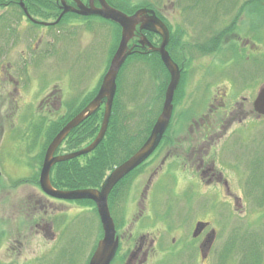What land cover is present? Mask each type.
<instances>
[{
	"label": "rangeland",
	"instance_id": "obj_1",
	"mask_svg": "<svg viewBox=\"0 0 264 264\" xmlns=\"http://www.w3.org/2000/svg\"><path fill=\"white\" fill-rule=\"evenodd\" d=\"M2 1L0 0V262L87 264L102 237L94 202L57 200L46 196L38 182L44 152L63 122L73 112L70 108L54 112L56 108L49 109L44 106L45 103L40 104V100L53 88L56 93L61 91L66 96L69 79L74 80L75 86L80 85L79 88L85 86L93 90L98 86L117 48L119 33L109 24L91 30H85L84 27L78 32L71 30L73 32L70 35L60 36L54 47L50 34L55 30L49 32L47 29L40 47L33 52L26 44L30 30L34 32V29L27 27L24 30L22 26L20 29L18 26L7 29L8 23L12 21L3 15ZM242 3L243 0H182V57L186 58L182 62L185 80L182 76L174 93V125L181 124L182 120V81L189 87L195 80L198 67L196 59L201 56L195 50L200 30L206 33L204 38L209 36L205 28L214 26L213 28L221 30L233 17L232 12ZM259 6L248 4L247 7L258 9ZM246 11L249 10L245 7L243 12L246 14ZM250 12L246 16L253 13ZM31 13L36 19L41 17L50 20L51 17L44 9L33 10ZM241 18L242 15H238L236 22H242ZM258 18L252 14L250 21L258 24ZM40 30L43 29L37 27L36 36L43 33ZM180 33L181 30H173L170 42L171 50L175 52L171 51L170 54L177 64L181 62L178 47ZM88 34L90 37L87 38ZM260 38L257 33L255 39ZM221 48L219 47L217 56L226 55L227 51ZM244 53L249 56V60L231 53L233 64L226 66L224 70L227 73L244 70L245 79L249 78L254 86L260 80L256 78L259 77L260 61H254L252 57L259 53L254 50H245ZM217 56L214 55L215 62L218 61ZM207 61L209 57L202 56L199 62L204 67L207 66ZM219 63L224 64V61ZM224 67L218 66L217 69ZM238 78L242 79L240 76ZM168 81L169 75L157 56H131L119 72L117 103L113 106L104 139L97 149L72 158L70 162L66 160V163L55 164L50 173L55 188L72 190L93 186L92 182L72 183L70 178L81 172L86 174L87 168H94L99 159L109 156V160L102 165L103 177L100 181L93 180L100 185L121 155L148 136L161 111ZM66 104L68 107L73 105L68 98ZM62 113H65L63 119L60 116ZM102 116V112L97 113L84 125L73 130L62 141L56 154L71 153L92 142L99 131ZM125 142L131 144L122 149ZM119 144H122L120 149ZM245 151L246 155L240 160L248 169L245 186L243 184L246 192L244 210L243 207L242 211L236 208L233 216L226 214L215 223L218 239L213 250H223L220 264H256L264 254V132L249 140ZM240 175L242 174H232L231 181L235 191L243 198ZM71 185L76 187L69 188ZM99 185L92 188H98ZM200 198L196 194H186L182 198V204L174 203L170 207L169 217L194 215L182 222V227H187V230H191V221L195 218H212L213 213ZM114 208L116 209L114 206L109 209L111 212L113 210V215ZM162 263L181 264V261L176 253L165 256ZM182 264H194L193 258L185 250H182Z\"/></svg>",
	"mask_w": 264,
	"mask_h": 264
},
{
	"label": "flooded vegetation",
	"instance_id": "obj_2",
	"mask_svg": "<svg viewBox=\"0 0 264 264\" xmlns=\"http://www.w3.org/2000/svg\"><path fill=\"white\" fill-rule=\"evenodd\" d=\"M105 1L127 15L145 10L140 16L142 17L144 14H151L147 11L151 10L168 30L165 49L169 54L172 51L170 42L173 30H181L178 44L181 55V62L178 64L181 80L184 73L182 60L186 61L185 56L182 57V0ZM1 3L3 15L8 16L12 21L8 23L7 29L11 30L14 26H18L19 29L22 26L24 30L27 27L34 29V32L30 30L28 35L30 39H27L26 44L33 52L40 47L47 29L49 32L55 30L50 34L54 42L51 44L54 47L60 36L70 35V32L75 30L78 32L80 28L86 27L85 30H91L107 24L114 27L116 32L118 30L120 39L121 28L118 24L99 14L81 15L79 13L88 8H100L99 0H3ZM248 4H253V7L260 6L258 9H253L248 8ZM245 7L249 10L246 14L253 11L252 14L259 17L257 22L260 23L250 21L252 14L246 16L243 12ZM42 9L51 16L50 20L41 17L36 19L32 16L33 10ZM232 14L233 17L226 26L223 24L225 27L221 30L213 28L214 26L210 29L205 28L209 35L205 38L206 33L200 30V39L195 50L201 56L196 59L198 67L194 76L195 80L188 87L185 86L183 76L181 124L174 125L172 122V110L170 122L156 148L137 167L122 177L108 194L109 209L116 207L114 215L113 210L109 211L118 237V247L110 264H163L162 260L165 256L176 253L182 264V250L193 258L194 264H208L211 259V264H220L222 260L223 250L218 252L213 250L215 241L218 239V229L215 223H218L220 217L226 214L233 216L236 208L242 211L243 207L244 210L243 200L246 192L243 184L245 186L248 169L240 160L246 155V143L260 132H264V110L259 111L255 106L258 94L264 89V73L262 74L264 69V37L262 38L264 0H243L242 5L238 6ZM238 15H242V22H236ZM142 22L135 25L133 35L127 43V50L131 53L127 55L117 73L111 113L113 106L117 103L119 72L126 61L133 55L157 56L160 59L157 51L149 49L145 43L144 45L140 43L148 41L151 46L158 47L163 38L159 33L141 28ZM246 22L248 24H245ZM37 27L43 29L40 30L43 33L39 36L35 34ZM257 33L261 37L259 40L255 39ZM88 37H90L89 34ZM219 47L227 51L226 55L217 56ZM245 50L250 52L254 50L255 53H259L252 57L254 61L256 59L260 61L259 77H256L260 80L254 86L248 80L249 78L245 79L244 70L239 73L234 71L227 73L224 70L226 66L233 64L234 59L230 58L231 53L241 56L244 60H249V56L244 53ZM172 52L175 54L174 51ZM214 55L218 58L216 62L213 60ZM202 56L209 57L207 66L203 67V64H200ZM173 60L175 61V58ZM222 60L225 65L219 63ZM218 66L225 67L219 70ZM69 82L66 96L61 91L56 93L53 88L40 100V104L45 103L44 106L47 108H56L54 112L62 109L66 111V108H70L73 113L67 121L96 96L100 85L99 83L92 90L85 86L81 88L78 87L80 85L75 86L73 79H69ZM67 98L73 104L71 107L66 104ZM105 101L106 99L102 98L99 108L93 115L103 113ZM64 115L65 113L60 115L61 119ZM93 115L73 128L69 134L84 125ZM66 122H63L62 126ZM146 138L147 136L137 146L129 147L126 154H120V160L112 165L107 175L114 167L126 160ZM130 144L125 142L123 146L119 144L118 148L122 146L121 148L125 149ZM234 173L242 174L240 183L243 198L235 191L231 181V175ZM188 193L200 196L206 208L213 213L212 218L192 220L191 230H187L185 226L182 227L184 225L182 222L194 215H180L181 219L178 216L169 217L170 207L174 203L182 204V198H185ZM196 226H198L197 229ZM256 264H264V254L263 257L260 256Z\"/></svg>",
	"mask_w": 264,
	"mask_h": 264
},
{
	"label": "water",
	"instance_id": "obj_3",
	"mask_svg": "<svg viewBox=\"0 0 264 264\" xmlns=\"http://www.w3.org/2000/svg\"><path fill=\"white\" fill-rule=\"evenodd\" d=\"M99 1L100 8H88L79 11V13L81 15L99 14L103 18L118 24L121 28V33L117 48L115 49L108 68L101 79L96 96L81 111L67 121L49 142L43 155L38 179L39 187L43 193L50 197L65 200H91L94 202L102 228V237L97 242L87 264H110L114 258L118 247V237L116 236L114 222L108 208V194L122 177L144 161L158 145L170 122L173 110V97L180 80V68L165 49L168 40V30L151 10H147L151 14H144L142 17L140 16L145 10H140L132 15H127L110 6L105 0ZM92 6L93 5L91 4V7ZM140 21H143L141 28L159 33L163 38L161 45L158 47L151 46L148 41L140 43L141 45H144L145 43L149 49L151 48L159 53L160 60L169 74V81L165 88L164 99L159 115L141 146L138 147L126 160L114 167L98 188L87 187L72 190L55 188L50 181L51 168L59 162L89 153L94 150L103 139L108 127L113 97L116 91V76L127 55L131 53L130 50H127V43L133 35L135 25ZM102 98L106 99L105 108L99 131L92 142L84 148L71 153L55 154L56 149L60 146L69 132L97 111ZM255 106L259 111H261V109L264 110V89L258 94L255 100ZM197 227L198 226H196V229Z\"/></svg>",
	"mask_w": 264,
	"mask_h": 264
},
{
	"label": "trees",
	"instance_id": "obj_4",
	"mask_svg": "<svg viewBox=\"0 0 264 264\" xmlns=\"http://www.w3.org/2000/svg\"><path fill=\"white\" fill-rule=\"evenodd\" d=\"M174 59V58H173ZM94 116V115H93ZM88 121V120H87ZM54 135V134H53ZM52 135V136H53ZM52 138V137H51ZM142 140V139H141ZM98 148V146L96 147V149ZM126 154V153H125ZM107 160H109V156H107L106 158L105 157H102L101 158V160L99 159V161H98V163H96L95 165H94V168H87L86 170V174L84 173V172H81V174H75V176H73V177H71L70 178V181L72 182V183H75V184H81L82 182H92L91 184H94L93 186H90V187H96V186H98L97 185V182L95 183V181L96 180H101V178L103 177V168H104V166L102 167V165L104 164V163H106L107 162ZM119 161V160H118ZM66 162H70V160H68V161H66ZM66 162H60V163H58V164H56V165H59V164H62V163H66ZM56 165H54V166H56ZM53 166V167H54ZM53 167L51 168V171H52V169H53ZM51 171H50V173H51ZM96 175V176H95ZM50 180H51V178H50ZM93 180H95V181H93ZM94 182V183H93ZM51 183H52V185H54L53 184V182H52V180H51ZM85 185H87V184H85ZM54 187H55V185H54ZM63 187V186H62ZM73 187H76V186H73V185H71L69 188H73ZM80 188V187H79ZM62 189H65L64 187L62 188ZM91 202V201H90ZM0 264H7V263H2V262H0Z\"/></svg>",
	"mask_w": 264,
	"mask_h": 264
}]
</instances>
